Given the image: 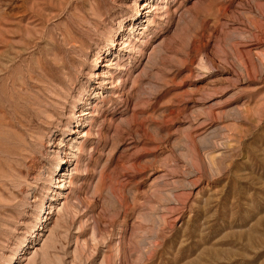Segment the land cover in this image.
<instances>
[{
  "label": "rangeland",
  "instance_id": "obj_1",
  "mask_svg": "<svg viewBox=\"0 0 264 264\" xmlns=\"http://www.w3.org/2000/svg\"><path fill=\"white\" fill-rule=\"evenodd\" d=\"M0 264H264V0H0Z\"/></svg>",
  "mask_w": 264,
  "mask_h": 264
}]
</instances>
